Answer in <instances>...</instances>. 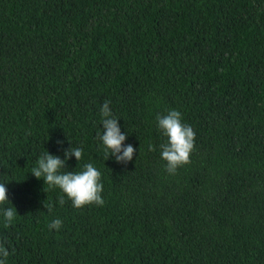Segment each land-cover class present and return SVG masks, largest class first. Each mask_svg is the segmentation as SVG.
I'll return each instance as SVG.
<instances>
[{"label": "trees", "instance_id": "obj_1", "mask_svg": "<svg viewBox=\"0 0 264 264\" xmlns=\"http://www.w3.org/2000/svg\"><path fill=\"white\" fill-rule=\"evenodd\" d=\"M105 102L127 163L106 159ZM170 110L195 132L175 174ZM70 146L61 171L91 163L103 206L31 173ZM0 183L3 264H264V0H0Z\"/></svg>", "mask_w": 264, "mask_h": 264}, {"label": "clouds", "instance_id": "obj_2", "mask_svg": "<svg viewBox=\"0 0 264 264\" xmlns=\"http://www.w3.org/2000/svg\"><path fill=\"white\" fill-rule=\"evenodd\" d=\"M103 134L100 135L105 148L106 159L111 156L118 163L131 161L135 149L131 144L125 145L126 134L120 130L118 118L115 117L110 108L109 102H105L101 108ZM157 125L162 133L167 137L168 142L161 145V158L167 161L166 171L175 174L177 168L190 163V153L194 148L195 132L188 125L181 122V113L177 110H170L164 116H157ZM57 143H61L57 141ZM151 150V145L149 146ZM82 148L69 147L64 150V159L48 151L37 161V167L31 170L36 178H43L44 184L50 187H58L72 201L75 208H81L88 204L103 206L104 200L101 196L103 185L100 183L101 173L91 164L83 165L81 172L61 171L65 168L66 161L74 156L76 161L82 158ZM8 200L7 188L4 183H0V204ZM63 203V197L60 200ZM51 211L50 205H45ZM16 215V210L6 208L3 211L6 224H11ZM62 221L53 220L49 224L50 229H59ZM5 248H0V255L8 256ZM0 264L3 261L0 260Z\"/></svg>", "mask_w": 264, "mask_h": 264}]
</instances>
